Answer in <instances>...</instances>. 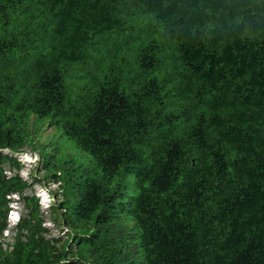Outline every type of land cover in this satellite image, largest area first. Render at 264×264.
Here are the masks:
<instances>
[{
  "label": "trees",
  "instance_id": "1",
  "mask_svg": "<svg viewBox=\"0 0 264 264\" xmlns=\"http://www.w3.org/2000/svg\"><path fill=\"white\" fill-rule=\"evenodd\" d=\"M16 192L0 264H264V0H0V237Z\"/></svg>",
  "mask_w": 264,
  "mask_h": 264
},
{
  "label": "rangeland",
  "instance_id": "2",
  "mask_svg": "<svg viewBox=\"0 0 264 264\" xmlns=\"http://www.w3.org/2000/svg\"><path fill=\"white\" fill-rule=\"evenodd\" d=\"M52 130L51 127H47L44 130V135H47ZM54 130V129H53ZM19 151L16 153L10 152L8 149H4V153H10L13 155L19 162L20 167L17 168L13 165V163H7L5 169L7 170L6 175L11 176L13 174L18 173L23 181L27 183V187L25 188L22 194L32 196L34 195L39 202L40 213L43 219V225L47 228L45 232V237H61L65 238L67 228L58 223V219L51 218V209L52 206H56L60 199V192L57 191L58 183L53 182L51 179L42 177V168H41V158L39 157V153L35 148H32L31 145L25 144L21 146ZM70 154L77 156L78 162H81L84 167L90 164V161H86L83 159L81 153L78 151L71 150L67 148ZM82 166V167H83ZM13 196V195H11ZM16 197L11 198V211L8 213L7 221L8 225L6 230L2 232L0 239L3 241V247H7L6 242H11L13 239V235L15 233L16 227L14 224L17 222L18 217H21L22 214L27 210V208L23 207V196L15 194ZM21 196V202L20 197Z\"/></svg>",
  "mask_w": 264,
  "mask_h": 264
},
{
  "label": "clouds",
  "instance_id": "3",
  "mask_svg": "<svg viewBox=\"0 0 264 264\" xmlns=\"http://www.w3.org/2000/svg\"><path fill=\"white\" fill-rule=\"evenodd\" d=\"M43 178H44V177H43ZM15 194H18V195H19V193L16 192V193H13V194H12L13 196H11V195L8 196V197L10 198V201H9V206H10L9 212L11 211V205H10L11 198H12V197H13V198L16 197ZM19 198H20V202H21V196H20ZM9 212H8V213H9ZM19 219H20V217H18L17 222L14 224L15 227H16L17 223L19 222ZM4 230H6V229H4ZM4 230H3L2 232H4Z\"/></svg>",
  "mask_w": 264,
  "mask_h": 264
}]
</instances>
